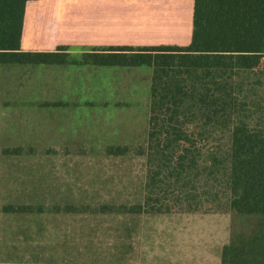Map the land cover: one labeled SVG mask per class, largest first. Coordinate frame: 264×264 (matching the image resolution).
<instances>
[{"label": "rangeland", "instance_id": "obj_1", "mask_svg": "<svg viewBox=\"0 0 264 264\" xmlns=\"http://www.w3.org/2000/svg\"><path fill=\"white\" fill-rule=\"evenodd\" d=\"M64 53L61 65H0V264H168L188 253L172 228L203 213L130 212L143 198L153 69L103 70ZM226 217L231 238L258 223Z\"/></svg>", "mask_w": 264, "mask_h": 264}, {"label": "trees", "instance_id": "obj_2", "mask_svg": "<svg viewBox=\"0 0 264 264\" xmlns=\"http://www.w3.org/2000/svg\"><path fill=\"white\" fill-rule=\"evenodd\" d=\"M0 0V64L67 62L21 49L25 7ZM187 46H110L78 64L153 69L142 201L132 214H246L223 264H264V0H194Z\"/></svg>", "mask_w": 264, "mask_h": 264}, {"label": "crops", "instance_id": "obj_3", "mask_svg": "<svg viewBox=\"0 0 264 264\" xmlns=\"http://www.w3.org/2000/svg\"><path fill=\"white\" fill-rule=\"evenodd\" d=\"M194 8V0H32L25 7L21 49L48 52L66 46L88 52L110 46H187L192 41ZM192 216L197 220L183 223L181 233L172 228V236L188 240V253L181 249V255L168 254L166 261L223 264L222 249L231 241L227 214Z\"/></svg>", "mask_w": 264, "mask_h": 264}]
</instances>
